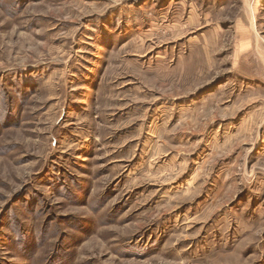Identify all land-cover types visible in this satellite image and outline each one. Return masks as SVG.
Listing matches in <instances>:
<instances>
[{
	"label": "rangeland",
	"instance_id": "374dc122",
	"mask_svg": "<svg viewBox=\"0 0 264 264\" xmlns=\"http://www.w3.org/2000/svg\"><path fill=\"white\" fill-rule=\"evenodd\" d=\"M0 264H264V0H0Z\"/></svg>",
	"mask_w": 264,
	"mask_h": 264
}]
</instances>
